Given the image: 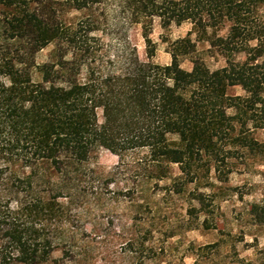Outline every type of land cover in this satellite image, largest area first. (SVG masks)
<instances>
[{
	"label": "trees",
	"instance_id": "16d2710c",
	"mask_svg": "<svg viewBox=\"0 0 264 264\" xmlns=\"http://www.w3.org/2000/svg\"><path fill=\"white\" fill-rule=\"evenodd\" d=\"M115 1L139 26L145 59L128 40L110 53L95 17H61L65 5L92 11L103 0H0V264H43L76 247L72 204L99 148L119 162L143 151L129 165L139 179H172L168 191L180 194L202 168L220 172L224 146L255 142L243 132L263 127L264 0ZM154 18L163 29L189 21L225 64L210 70L190 32L168 44V63L155 61ZM235 85L243 95L228 93ZM192 198L202 209L205 195Z\"/></svg>",
	"mask_w": 264,
	"mask_h": 264
},
{
	"label": "rangeland",
	"instance_id": "374dc122",
	"mask_svg": "<svg viewBox=\"0 0 264 264\" xmlns=\"http://www.w3.org/2000/svg\"><path fill=\"white\" fill-rule=\"evenodd\" d=\"M88 15L99 22L95 35L110 53L128 40L145 59L139 26L125 22L115 0H103L92 11L65 5L61 17L74 23ZM191 31L189 21L163 29L154 18L150 34L156 44L154 60L168 63V44L190 32L196 54L207 67H222L224 58ZM225 31L226 26L216 34ZM212 32L208 30V35ZM53 48L51 43L39 50L36 62L47 61ZM243 57L237 55V59ZM181 68L190 70L188 57L182 59ZM228 93L243 95L244 91L235 85ZM257 121L263 127L249 126L243 132L255 142L224 146L220 172L213 166L202 168L180 194L168 191L172 179H139L129 165L143 151L128 153L119 162L110 151L96 150L86 164V176L77 184L78 196L72 204L71 229L79 239L76 247L66 254L55 249L43 264H264V113ZM171 173L179 174L177 165H171ZM196 191L205 195L202 209L192 198Z\"/></svg>",
	"mask_w": 264,
	"mask_h": 264
}]
</instances>
